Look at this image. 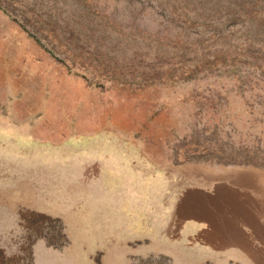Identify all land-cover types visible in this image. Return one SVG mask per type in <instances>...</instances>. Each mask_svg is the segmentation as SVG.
<instances>
[{
	"label": "rangeland",
	"instance_id": "obj_1",
	"mask_svg": "<svg viewBox=\"0 0 264 264\" xmlns=\"http://www.w3.org/2000/svg\"><path fill=\"white\" fill-rule=\"evenodd\" d=\"M0 264H264V0H0Z\"/></svg>",
	"mask_w": 264,
	"mask_h": 264
}]
</instances>
